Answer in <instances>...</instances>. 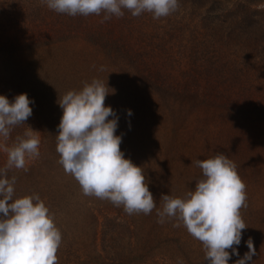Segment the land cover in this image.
<instances>
[{
    "label": "trees",
    "instance_id": "1",
    "mask_svg": "<svg viewBox=\"0 0 264 264\" xmlns=\"http://www.w3.org/2000/svg\"><path fill=\"white\" fill-rule=\"evenodd\" d=\"M179 3L167 18L133 17L125 10L122 18L101 23L103 14L72 17L41 0H0V14L33 27L18 36H0V95L11 102L25 93L33 101L32 115L14 128L8 143L28 126L41 140L40 156L27 171H9V178L16 177L17 196L39 195L55 216L61 211L57 193L74 194L70 184L77 181L58 163V101L93 78L114 89L107 106L114 109L119 101L137 117L163 119L168 145L148 186L154 199L170 182L167 157L182 124L240 127L264 136V0ZM51 94L54 102L47 98ZM194 133L191 129L187 137L195 138ZM238 136L231 134L233 140ZM6 160L0 151V167ZM95 198L82 195L75 211L80 218L75 229L83 225L94 235H68L58 249V264H191L154 251V241L134 235V218ZM170 240L179 247L177 238Z\"/></svg>",
    "mask_w": 264,
    "mask_h": 264
},
{
    "label": "clouds",
    "instance_id": "2",
    "mask_svg": "<svg viewBox=\"0 0 264 264\" xmlns=\"http://www.w3.org/2000/svg\"><path fill=\"white\" fill-rule=\"evenodd\" d=\"M48 9L75 17L101 15L104 23L122 18L125 10L133 17L148 13L153 19L167 18L180 8L179 0H41ZM100 71H104L101 67ZM106 81L93 78L80 90H68L59 99L62 115L58 125L56 151L58 163L72 175L85 196L108 200L123 207L128 215L150 214L157 208L149 190L144 169L126 158L116 134L118 119L105 104L109 91ZM33 103L25 93L10 102L0 95V151L7 160L0 167V264H58L57 252L62 233L54 215L39 195H16L13 168L27 171L30 161L40 156L39 131L28 126L13 142L11 133L32 115ZM131 116V110H127ZM130 126V125H129ZM194 164L203 178L183 197L161 194L157 222L175 219L199 240L205 249L207 264H229L231 255L239 256L237 246L246 224L241 209L247 207L246 184L236 164L220 153ZM248 251L235 264H251L256 249L251 239ZM231 250V254L229 252Z\"/></svg>",
    "mask_w": 264,
    "mask_h": 264
},
{
    "label": "rangeland",
    "instance_id": "3",
    "mask_svg": "<svg viewBox=\"0 0 264 264\" xmlns=\"http://www.w3.org/2000/svg\"><path fill=\"white\" fill-rule=\"evenodd\" d=\"M31 28L33 29L30 24L13 21L0 14V36H18ZM36 86L38 90L41 87L39 84ZM47 98L53 102L55 100L53 94ZM116 104L112 109L118 119L116 134L122 138L120 148L126 158L144 169L149 186L163 156V147L168 145L165 144L166 125L160 124L163 119L152 121L137 117L132 111V115L128 116L127 110L130 109L123 102L117 101ZM191 129L196 133L195 138L190 140L187 135ZM232 132L239 135L235 140L231 137ZM175 136L173 148L167 157L170 182L161 185V193L154 199L157 208L150 214L130 215L134 218V235H138L139 240H144L145 235L146 239L154 241L152 243L155 245L154 251L176 257L182 262L188 260L191 264H207L202 243L193 238L182 223L180 227H173L175 219L166 220L163 224L158 223L157 209L162 205L161 194L183 197L186 192L194 190L196 181L203 178L202 170L194 164L195 160L207 159L222 153L236 164L238 174L246 184L247 193V207L241 209V216L247 227L242 231L241 243L237 246L239 256L231 255L229 264H235V261L248 251L246 243L248 239L252 240L256 249L251 264H264V136L257 133L247 134L240 127L230 129L213 125L193 129L190 123L179 126ZM55 184L59 189L63 185L59 177L56 178ZM77 184L78 182L75 184L74 181L70 184V188L75 191L73 195L70 196L62 190L56 195V202L61 211L54 216V222L62 233L61 244L68 235H94L91 229H84L83 225L75 229L80 226V218L75 211L79 209L78 200L84 195ZM95 199L112 204L108 200ZM59 207H56V210ZM96 228L98 230L99 225ZM171 237L177 238L179 247L172 243ZM229 252L231 254L230 249Z\"/></svg>",
    "mask_w": 264,
    "mask_h": 264
}]
</instances>
